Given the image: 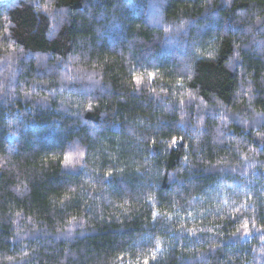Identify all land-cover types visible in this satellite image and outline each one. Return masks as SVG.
I'll return each mask as SVG.
<instances>
[{"label":"trees","instance_id":"trees-1","mask_svg":"<svg viewBox=\"0 0 264 264\" xmlns=\"http://www.w3.org/2000/svg\"><path fill=\"white\" fill-rule=\"evenodd\" d=\"M0 264H264V0L0 2Z\"/></svg>","mask_w":264,"mask_h":264},{"label":"snow or ice","instance_id":"snow-or-ice-1","mask_svg":"<svg viewBox=\"0 0 264 264\" xmlns=\"http://www.w3.org/2000/svg\"><path fill=\"white\" fill-rule=\"evenodd\" d=\"M173 143H175V140L173 141ZM70 159V157L66 156L65 157V161H68Z\"/></svg>","mask_w":264,"mask_h":264},{"label":"water","instance_id":"water-1","mask_svg":"<svg viewBox=\"0 0 264 264\" xmlns=\"http://www.w3.org/2000/svg\"><path fill=\"white\" fill-rule=\"evenodd\" d=\"M3 1H8V0H0V2H3Z\"/></svg>","mask_w":264,"mask_h":264}]
</instances>
